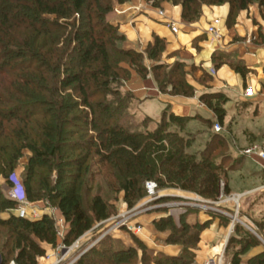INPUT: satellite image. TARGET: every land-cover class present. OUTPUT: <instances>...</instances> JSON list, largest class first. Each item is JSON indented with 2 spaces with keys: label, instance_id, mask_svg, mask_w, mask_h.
Listing matches in <instances>:
<instances>
[{
  "label": "trees",
  "instance_id": "1",
  "mask_svg": "<svg viewBox=\"0 0 264 264\" xmlns=\"http://www.w3.org/2000/svg\"><path fill=\"white\" fill-rule=\"evenodd\" d=\"M129 1L0 0V176L11 185L9 178L25 150L31 152L23 176L28 199L50 200L58 207L70 223L64 237L67 245L112 215L113 204L93 194L95 164L103 168L107 185H118L132 208L147 194L145 184L152 179L159 189L180 188L217 199L221 181L225 192H230L228 172L242 161L231 152L227 137L215 130L203 149L191 152L194 139L188 126L195 117L177 115L169 104L160 119L145 116L157 123L154 130L126 123L134 103L141 101L126 88L133 70L143 78L151 73L162 93L196 94L186 79V62L163 61L165 38L154 35L145 51L120 45L127 37L108 16ZM166 1L181 5L182 18L189 22L201 18L203 5L229 4V28L251 5L264 7V0H153V6L159 8ZM145 56L154 62L150 67ZM212 59L215 69L229 63L243 77L252 71L244 64L228 62L221 53H214ZM203 76L213 79L207 71ZM200 99L222 125L227 96L205 92ZM206 122L212 128L217 123ZM112 139H119V145L113 146ZM218 148L226 152L214 155ZM17 205L0 186V264L45 262L43 244L58 242L56 220L48 214L37 219L21 217L13 211ZM194 208L187 207L177 218L154 220L159 231H170L165 243L183 246L177 256L155 253L132 233L136 245H117L108 236L74 264H194V249L209 226V221L187 222ZM5 212L7 218L1 216ZM240 231L246 238L238 235ZM260 244L250 229L235 222L225 254L231 264H264V251L243 262Z\"/></svg>",
  "mask_w": 264,
  "mask_h": 264
},
{
  "label": "crops",
  "instance_id": "2",
  "mask_svg": "<svg viewBox=\"0 0 264 264\" xmlns=\"http://www.w3.org/2000/svg\"><path fill=\"white\" fill-rule=\"evenodd\" d=\"M159 8L151 5L148 0H130L127 3L117 5L115 11H112L108 18L113 24L118 25L126 35L127 49L134 48L143 51L150 42L154 41V35H158L167 41L165 53L168 56L178 51L182 60L199 67L194 71L196 78L201 77L202 73L207 71L213 79L207 85L189 80L197 89L194 96L187 97L162 93L152 74L145 79L133 71L131 79L126 83V88L141 100L137 106L138 111L146 116L141 108L152 100L157 102L158 109L164 110L169 104L171 111L177 115L194 116L195 118L190 122L205 123L208 119L217 122L216 113L201 101L200 95L205 92H222L227 96V101L225 103L226 115L222 123L223 129L220 133L230 137L231 143H235L239 150L253 146H264V41L255 42L252 40L257 32L255 21L264 25V7L261 9L258 4H254L249 9L241 11L236 25L232 28L226 24L230 11L229 4L203 5L201 18L192 22L182 18L181 5H173L166 1ZM216 18L220 19L217 24V32L215 34L208 33L209 26ZM172 24L177 26V32L172 30ZM236 36H241L245 40L237 42ZM214 53L225 55L227 61V57H233V54L240 60L239 64H244L252 71L243 77L229 63H224L215 69V63L212 59ZM246 86L254 88L255 94L253 96L246 97L244 95ZM149 117L153 118L152 116ZM210 132H214V127L210 129ZM241 157L240 165L234 169L242 167L244 159L247 157L262 167V170L257 169L248 172L247 176L250 183L246 186V190L240 192L232 190L228 175L230 194H236L240 196V199H245L243 204L239 203L237 218H240L242 224L253 233L259 235L261 240L260 245L253 247L243 257V262L246 263L250 258L264 251V165L256 154H241ZM181 192L192 194L184 190ZM234 204L235 202L230 199L219 205V209L230 214H223L228 219V224L222 222L223 217L220 212L200 207L194 208L187 214V222L191 225L209 221V226L200 235L198 249L195 250L194 264H206L209 260H212L213 264H218L222 254V263L231 264L225 251L235 224L233 223V216H231L235 213ZM44 214H49V212L45 211ZM1 216L7 218L9 213H2ZM59 217L63 218L62 228L68 232L70 223L65 220L63 214ZM257 217L263 218L262 223L255 221ZM159 218L160 215L154 213L139 217L136 222L141 223L143 228L135 234L155 253L179 255L183 249L182 245L164 242L170 231H159L155 227L154 220ZM121 238H124L125 245H135L130 236L121 235ZM43 246L51 251L50 244L44 243ZM40 262L45 263L44 261ZM137 264L142 263L138 262Z\"/></svg>",
  "mask_w": 264,
  "mask_h": 264
},
{
  "label": "rangeland",
  "instance_id": "3",
  "mask_svg": "<svg viewBox=\"0 0 264 264\" xmlns=\"http://www.w3.org/2000/svg\"><path fill=\"white\" fill-rule=\"evenodd\" d=\"M113 11H115V9ZM254 24L256 25V31L257 32H256V36L252 37V40L255 42H257L258 40L264 41V25L258 23L257 21H255ZM235 40L237 42H241V41H244L245 39L242 38L241 36H236ZM120 45L123 46L124 48H126L127 40L121 42ZM145 49L143 51H145ZM136 50H138V49H136ZM138 51H140V50H138ZM173 53H171L173 55L171 57H169L166 53H164V55L162 57L163 61L169 63L170 65L173 64L176 60L184 61L181 59L182 57L180 56L178 51H175ZM232 56L233 57H231V56L227 57L228 61L233 62V63H238L240 61L233 54H232ZM168 59H170V60L168 61ZM153 63L154 62L152 60H149L147 58V56H145V65L147 67H150ZM186 64H187V67H189L187 70L188 73L186 75V79L188 82H189V80L191 82H193L195 80L198 84H201V85H207L208 84V82L210 80L206 77L204 78L203 73H202L201 77H199V78L195 77L194 71L197 68H199L198 66L192 65L189 62L188 63L186 62ZM193 66H195L196 69H193ZM133 71H135V70H133ZM137 106H138V104L134 103L133 109L131 111V113L133 114L132 116L129 114L126 115V118H125L126 123L134 125V126L136 124H138V127L140 129H147L148 128V129L154 130L157 127V123L154 121L147 120L145 118V116L138 111ZM141 110L146 116H152L154 119H160L162 111H163V109L162 110L158 109L157 102L152 101V100L148 101L145 105H143ZM205 123L199 122V121H195V122L193 121V122L189 123L188 127L192 133L191 137L194 139L193 143L190 147L191 152H198L201 149H203L205 147L207 141L211 138L210 129H212V127H210L207 122H205ZM134 126H133V128H134ZM227 140L230 141V143H229L230 144V150L233 153V155L235 157H241V154H242L241 151L242 150L237 149L235 143H233V144L231 143L230 137L229 138L227 137ZM119 141H120L119 139H112L113 146L116 147L117 145H119ZM225 152H226V148L225 149H219L218 148L214 152V155L219 156ZM24 153H25L24 157L21 158L20 163L15 170L21 176V178H23V176H24L25 169H26L27 164L29 163V157L31 155V152L28 150H25ZM230 164H231L230 162L228 164H226V168H228V166H230ZM257 169L262 170V167L259 164H257L256 161H252L250 158L247 157L246 159H244L242 167H240L238 169L229 170V172H228L229 185L232 188V190L238 191V192H240L242 190H246V186L250 183V181L248 180L249 177L247 176L248 172L250 170H257ZM92 173L94 174V178H95V181L93 184L94 185L93 194H96V193L101 194L107 201H110L113 204L112 215L107 220L96 222L95 225L93 226V228L80 238L78 244H75L74 248L69 250V252L65 255L64 262L58 263V262H56L55 258H52V260H51L52 264H74L91 247L97 245L100 241H102L103 239H106V237H108V236H111L113 241L117 245H125L124 238H121V235H125V236L127 235V236L131 237L132 241L136 245V243L132 237V233L133 234H135V233L131 232V231H127L125 229V223L127 221L134 222L139 217L144 216L146 214L154 213L156 215H160V218L167 217L169 215H173L174 217L177 218L179 213L187 211V209H186L187 207H192V208L195 207L198 209L196 204H202L203 203V204H207L208 206H212L213 208H216V209L220 208L218 206V203L217 204L213 203L214 201H218V198L217 199L205 198V197L201 196L200 194L195 193V192H191V191H187V192H190L192 194L182 193L181 192L182 189L173 188V187H166V188H162V189L158 188V190H157L158 197L153 198V199H152L151 195H149L147 193L143 198H141L135 204V206H133L132 208H129L127 206L126 202L124 201L123 192H120L118 189V185H116L113 188H111L110 186L107 185L106 181H107L108 177L106 179L105 173L103 172L102 167L95 164L94 166H92ZM152 180L156 181L155 179H152ZM0 186L2 187L4 193L7 195L9 188H8L7 183H6L5 177L0 176ZM225 186H226V184L224 185V191H223L224 196H226L228 198H232V200L235 202V204H234L235 205V213H233V214L237 215L236 210H238L239 206H238V202H236V200L233 198L238 197V196L236 194L232 195V194H230V192L226 193L225 192ZM177 193H179V194H177ZM160 197H166L167 199L164 200L163 202H159L158 199H160ZM241 199H239L240 200L239 203L243 204L245 202V199H243V198H241ZM30 202H31V208L36 209L40 215L43 216V213L45 211H48L49 212L48 215H52L53 218H55V217L61 218V217H59L60 215H62L61 211L60 210L58 211V207H56V205L52 201L40 200V201H36V202H32V201H30ZM42 210L44 211L43 213H42ZM257 212L259 213V211H257ZM14 213H16L15 210H14ZM220 214H222V213H220ZM234 215H232V216H234ZM42 216H40V218ZM222 217H223L222 220L224 223L226 221H228V219L226 218L225 215L222 214ZM262 219L263 218H261V217H257V218H255V221L262 223ZM238 220L239 221H236V223L243 225L240 218ZM168 231L169 230H167L166 232H168ZM135 235L137 236V234H135ZM238 235L240 237L246 238V235L243 234V232H241V231L238 233ZM254 235L260 240V238L258 237L259 235L257 236L255 233H254ZM54 246L55 245L50 244L51 249L55 248ZM125 246H127V245H125ZM196 249H198V246L196 247ZM196 249H194V251ZM49 251H50V249H49Z\"/></svg>",
  "mask_w": 264,
  "mask_h": 264
},
{
  "label": "built area",
  "instance_id": "4",
  "mask_svg": "<svg viewBox=\"0 0 264 264\" xmlns=\"http://www.w3.org/2000/svg\"><path fill=\"white\" fill-rule=\"evenodd\" d=\"M148 1L151 5H153V0H148ZM159 11L162 13L160 8H159ZM219 20H220L219 18L214 19V21L211 23V25L209 26V28L207 30L208 33L215 34L217 32V24L219 23ZM172 30L174 32H177V30H178L177 26L172 24ZM254 94H255L254 88L252 86H246V88L244 90V95L246 97H251ZM222 129H223V127L221 124L216 123L214 125V130L216 132H221ZM241 152L244 155L256 154L257 157L259 158L260 162L264 165V146L249 147V148L243 149ZM9 180L11 181V185L8 186L9 189L7 192V197L9 199L17 202L18 205H17V208L15 209L16 214L21 216V217H27L30 219L40 218V216H42V215H40L36 209L31 208V202L28 199V195H27L26 187H25L24 182H23V178H21V176L15 171L11 174ZM224 185H225V182L221 181V193L219 194L218 201L213 202L214 204L218 203V206L220 204H222L223 202H227L230 199H232V198H228V197L224 196V193H223ZM145 186H146L147 193L149 195H151L152 199L158 197V194H157L158 184L156 181L148 180V181H146ZM233 199H235L236 202H238V206H239L240 196L234 197ZM196 206L200 207L202 209L212 210L214 212H220V213L226 214V215L229 214L227 211H225L223 209H216V208H213L212 206H208L207 204H203V203L202 204H196ZM236 212H238V210H236ZM50 216L52 217V215H50ZM54 219L56 220L57 229H58V231H57L58 232V242L54 246L55 248L51 249V252L49 250H47L46 255L44 257V259H45L44 264H52L51 263L52 258H55L56 262H58V263L64 262L65 255L69 252L70 249L74 248L75 244H78V242L81 238V237L78 238L72 245L65 244L64 243V237H65L67 232H65V230L62 228L63 218H56L55 217ZM236 221L237 220L233 219V223H235ZM142 228H143V225L141 223H137L136 221H134V222L127 221L125 223V229L127 231L139 233L142 230ZM222 259H223V254L220 256L218 264H223ZM0 261H1V257H0ZM40 261H42V260H39V264H42ZM9 264H18V263L15 260H11V262ZM206 264H213V261L209 260V261H207Z\"/></svg>",
  "mask_w": 264,
  "mask_h": 264
},
{
  "label": "water",
  "instance_id": "5",
  "mask_svg": "<svg viewBox=\"0 0 264 264\" xmlns=\"http://www.w3.org/2000/svg\"><path fill=\"white\" fill-rule=\"evenodd\" d=\"M233 219H234V220H238V218H237V216H236V215H234V216H233Z\"/></svg>",
  "mask_w": 264,
  "mask_h": 264
}]
</instances>
